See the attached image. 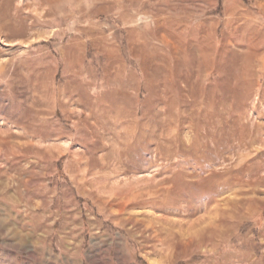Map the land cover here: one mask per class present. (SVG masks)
Masks as SVG:
<instances>
[{
  "label": "rangeland",
  "instance_id": "rangeland-1",
  "mask_svg": "<svg viewBox=\"0 0 264 264\" xmlns=\"http://www.w3.org/2000/svg\"><path fill=\"white\" fill-rule=\"evenodd\" d=\"M0 258L264 264V0H0Z\"/></svg>",
  "mask_w": 264,
  "mask_h": 264
},
{
  "label": "crops",
  "instance_id": "crops-1",
  "mask_svg": "<svg viewBox=\"0 0 264 264\" xmlns=\"http://www.w3.org/2000/svg\"><path fill=\"white\" fill-rule=\"evenodd\" d=\"M29 261H23L18 259L0 258V264H29Z\"/></svg>",
  "mask_w": 264,
  "mask_h": 264
},
{
  "label": "bare ground",
  "instance_id": "bare-ground-1",
  "mask_svg": "<svg viewBox=\"0 0 264 264\" xmlns=\"http://www.w3.org/2000/svg\"><path fill=\"white\" fill-rule=\"evenodd\" d=\"M260 128V127H259ZM258 136V135H257ZM258 139H260V138H258ZM263 141V140H262ZM258 143H260V142H258ZM257 150V149H256Z\"/></svg>",
  "mask_w": 264,
  "mask_h": 264
}]
</instances>
